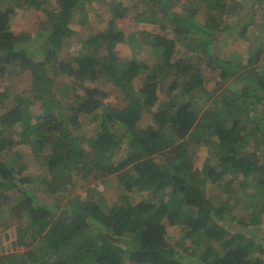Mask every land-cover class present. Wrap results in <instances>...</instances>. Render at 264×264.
I'll use <instances>...</instances> for the list:
<instances>
[{"label":"trees","instance_id":"16d2710c","mask_svg":"<svg viewBox=\"0 0 264 264\" xmlns=\"http://www.w3.org/2000/svg\"><path fill=\"white\" fill-rule=\"evenodd\" d=\"M53 1L50 7L0 0V75L13 62L19 72H29L32 90L15 95L0 113V201L16 195L9 198L16 200L9 210L15 223L2 222L4 229L14 228V237L0 230V264H264V223L255 215L264 209V37H258L264 14L252 20L253 6L264 0H140L143 9L134 19L141 25L133 39L162 59L151 66L105 48L101 36L109 37L112 20L77 40L70 59L61 58L74 40L76 9L92 0ZM111 3L113 18L126 10ZM24 6L42 9L48 19L17 33L10 21ZM200 12L205 20L197 18ZM231 14L247 22L232 35L247 41L243 52L219 44ZM249 22L255 43L246 36ZM124 38L122 31L114 34L118 42ZM177 45L187 56L177 55ZM198 59L217 75L218 85L206 86ZM58 73L70 78L55 86ZM140 74L135 91L132 81ZM167 78L168 94L159 101ZM102 80L121 90V106L104 101ZM229 80L232 85L217 89ZM7 99L0 93V106ZM143 107L153 120L138 127ZM91 114L96 124L88 134L84 118ZM122 140L125 154L117 157ZM197 144L208 145L201 169L190 157ZM17 145L30 147L45 180L24 172ZM73 171L83 178L115 175L123 194L108 211L90 194L63 204L36 198L37 186L66 192ZM239 204L246 207L244 216L236 212ZM167 224L181 230L177 245L185 254L167 240Z\"/></svg>","mask_w":264,"mask_h":264},{"label":"rangeland","instance_id":"374dc122","mask_svg":"<svg viewBox=\"0 0 264 264\" xmlns=\"http://www.w3.org/2000/svg\"><path fill=\"white\" fill-rule=\"evenodd\" d=\"M42 6L44 4H49L48 6L53 7V0H50V3H45V0H38ZM106 1V2H105ZM103 2H97V0H92L90 3H86L82 9L77 8L75 11V16L73 18V21L71 23L72 28L76 30V33L72 35V39H74L72 42H69L65 50H62L59 53V56L61 58L70 59L77 51L79 47V42L77 40H81L85 38L86 34L93 32V31H101L107 28L108 23L110 20L113 21L114 26H111V33L109 37H105V35H102V39L105 38V48L108 50H113L117 54H119L121 57H136L138 60H141V62H145L147 65L151 66L155 62L161 63L162 59L158 56L153 55L152 52L145 53V48L143 49L141 41L136 38L133 39V36H135L137 29H140V22L136 21L135 14L138 13L142 6H140V0H117V2H120L121 5L123 4V9L126 10L120 11L119 15L117 17H112L111 9L114 6V4H110L109 2L112 0H105ZM246 2H244L245 4ZM264 3V2H263ZM247 6H250V4H247ZM252 6V5H251ZM254 7L255 14L253 16V22L257 21L259 17H263L262 14H264V4L260 5L256 8ZM260 10V12L258 11ZM261 11L263 13H261ZM201 14V15H200ZM197 16L199 19L205 20L207 18V15H204L202 12ZM204 15V17H203ZM222 18V17H221ZM48 19L47 13L43 11L42 9H34V8H27L24 7H16L15 14L12 16L10 21V27L14 32L20 33V32H31L34 31L37 25H39L40 21ZM245 21V20H244ZM244 21L239 19V16L236 14H231L227 16L226 20L224 19V25L222 27L223 34L220 35L219 44L221 46L229 45L230 49L232 48L235 51L243 52L245 50V45L247 41H242L241 39L234 38V33L237 31L238 33L242 30H244ZM246 22V21H245ZM247 23V22H246ZM246 36L251 38L252 42H257V34H256V28L252 27L250 22L246 26ZM118 31H122L125 35L126 39L123 42H118L116 39H114V34ZM138 32V31H137ZM233 35V36H232ZM259 38L264 37V33H260L258 35ZM15 45V44H14ZM13 45V49L16 47ZM23 45V43L21 44ZM34 49L36 48L35 45ZM33 46L30 47V51L33 49ZM141 49V51H140ZM176 51L178 56H187L186 55V49L182 48L181 45L176 46ZM197 64L199 68L201 69L202 79L203 82L206 84V86L211 89L214 87L217 82L218 78L217 75H215L212 70L205 65L203 61L197 60ZM142 74L137 75L133 81L132 86L133 89L136 91L140 86L143 79ZM55 79L52 81V83L55 86H58L59 83L65 81L66 79H69L70 77L66 76V74H60L58 73L55 77ZM170 82V79H165L163 83L160 85V92L158 100L162 101L166 99V96L168 94L167 92V86ZM30 74L28 71H22L19 72L17 69V66L13 64V62L8 63L7 71L5 74L0 75V93H4L8 99L3 104L4 106H0V113L3 111L4 107H8L11 104L12 98L15 95H28L31 93V87H30ZM99 88L103 89L106 93V97H104V101L111 102L113 104H116L117 106H121L124 101L122 100V92L121 90L115 88L113 84L107 80H102L101 82H98ZM218 85V84H217ZM232 85L231 80L224 82L222 86H218L217 89H222L223 87H227ZM155 107V106H154ZM154 107L152 109L154 110ZM34 111H38V108L33 107ZM152 111L148 109L147 107H143L142 109V118L138 121L137 126L142 127L146 126L151 123V120H153ZM94 114H91L87 119L84 118V125L85 130H87L88 134L91 133L92 127L94 123ZM117 132L119 136L121 135V128H117ZM120 149L117 153V157L120 155L125 154V145L124 141L122 140ZM23 153L25 161H26V167L24 168V172L33 171L36 172V174H40V178L42 180L46 179V176L43 175L40 162L35 159L32 156V152L30 150V147L26 145H17L14 150H19ZM194 151V152H193ZM190 153V157L194 158V166L201 169L203 162L209 158V152H208V145L206 144H197L194 145V150ZM7 157H11V155L7 154ZM213 162V159L211 160ZM70 176H72L71 182L68 184L67 188L68 190L66 192H54L52 190L47 191L45 189L39 188V186L35 187L34 193L37 196V199L43 200L45 202H49V204H63L65 203L69 197L71 196H77L80 199H84L86 194H90L94 199L96 200H103L101 203V208L104 211H108L109 207L112 203L119 200L120 196L123 194V191L119 189L117 185V179L115 175H107L102 177H86L83 178L82 174L79 172H71ZM39 178V179H40ZM38 182V180H37ZM36 182V183H37ZM36 183H34L36 185ZM39 188V189H37ZM209 191H214V188L211 187L208 189ZM10 192V190H8ZM8 192V193H9ZM15 197L16 195L13 193H9L5 195V198L0 201V230H6L7 233H9V236L14 237V228H7L4 229L5 226H3V223L7 224H14V217H11L9 215L10 207L14 206L16 200L12 201L9 198ZM221 199V198H220ZM219 199V200H220ZM221 201V200H220ZM256 218L261 222L264 223V209L261 212L256 210ZM236 212L240 216H244V213L246 212V207L244 204H239L237 206ZM167 228V240L174 244L179 250H181L182 254H185L184 250L182 249L183 245L179 246L177 245V242H180L182 233L180 232V229H174L170 227L168 224L166 226ZM15 251H21L20 248L15 249ZM200 250L194 255V257H197ZM3 253L2 247H0V254Z\"/></svg>","mask_w":264,"mask_h":264}]
</instances>
